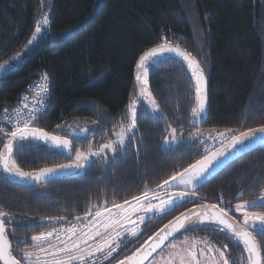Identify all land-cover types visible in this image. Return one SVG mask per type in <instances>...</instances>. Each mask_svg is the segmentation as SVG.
Returning <instances> with one entry per match:
<instances>
[{
    "label": "trees",
    "instance_id": "1",
    "mask_svg": "<svg viewBox=\"0 0 264 264\" xmlns=\"http://www.w3.org/2000/svg\"><path fill=\"white\" fill-rule=\"evenodd\" d=\"M41 10L42 0H0V63L23 54L21 64L0 78V113L15 108L27 87L47 73L51 107L35 126L64 136L71 126L92 133L73 141L68 155L34 142L39 146L16 155L19 167L37 170L68 162L77 151L115 144L116 133L130 123L133 102L136 128L116 145L115 154L108 149L80 175L38 186H19L0 176V210L12 218L6 230L18 259L33 246L32 236L52 227L50 218L75 222L89 209L93 218V205L103 211L154 189L201 159L206 144L221 140V149L230 132L218 133L264 126V0H54L51 35L26 47ZM162 36L191 52L209 79V114L200 127L191 122L190 72L176 58L161 57L150 69L158 111L139 98L136 63ZM172 128L177 137L182 133L179 143H165L172 140ZM194 133L199 135L193 138ZM243 182L248 196L264 188V147L195 190L202 201L225 206ZM147 239L136 240L134 250Z\"/></svg>",
    "mask_w": 264,
    "mask_h": 264
},
{
    "label": "snow or ice",
    "instance_id": "2",
    "mask_svg": "<svg viewBox=\"0 0 264 264\" xmlns=\"http://www.w3.org/2000/svg\"><path fill=\"white\" fill-rule=\"evenodd\" d=\"M49 26L50 21L47 13H45L37 20L26 47L33 45ZM171 54H175L187 62V66L195 80V106L191 110V121L195 123L197 120L203 119L207 114V81L204 69L195 56L186 49H182L179 45H174V42L169 41L166 37L162 36L160 44L152 47L139 57L137 69L140 74L137 75L136 79L140 81V98L149 97L152 111H158V105L155 99L152 98L151 91L147 88V77L150 69L160 61L161 57ZM22 58L23 54L18 53L14 57V62ZM14 62L12 64L8 62L0 63V73L7 72L9 68L14 66ZM42 80L43 83L36 85L34 88L39 93L37 98L29 101V97L24 96L20 107L11 109V111L5 108L3 116L0 117V120L11 126V130L6 127H0V133H3V137H0V145H2V150H0V169L21 179L52 182L59 177L61 172L82 169L87 162V156L85 153L77 151L74 162L44 167L36 173L23 171L17 164L16 155L23 154L29 148L38 147L39 145L34 143L37 141L52 144L69 151L72 150V142L65 136L53 135L35 126V121L38 120L39 116L43 115L51 107V105L44 103V100L50 98V79L47 73L43 75ZM29 103H31V107H29ZM130 116V123L127 128L122 127L121 132L116 133L117 141L115 144H105L100 151L95 153L89 150V155L99 156L104 149H111L113 154H115L117 151L116 145H123L126 133L136 128L137 112L135 102L132 104ZM85 131L87 130L85 129ZM229 132L230 134L226 136V133ZM176 133L177 130L172 128L170 133L172 140H166L165 143H179L182 139V133L180 137H177ZM197 135L199 133L191 134L193 138ZM218 135L221 137L226 136L228 148H222L219 151L206 149L203 159L185 168L182 172L173 174L170 180L164 181V185L169 187L182 186L185 191L176 193L166 200L160 199L158 204H153L151 201L157 199V197L153 196L150 199L149 191L146 190L141 197L133 198L136 201L135 204H129V202L125 201V204H129L128 208L113 202V206L117 209L116 212L108 209L102 211L98 206L93 205V207L97 208L93 220L88 219L89 215H93L91 209H89L83 219L76 217L77 223L69 222V226L63 228L62 231L53 228L52 231L47 233L32 236L30 242L33 244V249L23 250L20 259L13 254L14 250L6 231V221H10L12 218L9 213L0 210V262L2 264H97L96 253H101L104 259H108L120 247V242L117 238L123 234L120 230V226L123 223L132 224L131 228L124 230L130 236L138 235L137 225L135 221L131 220L132 214L145 212L148 214L149 219L155 218L157 215L169 214L175 208L181 207L187 202L189 199L186 195L187 192H191L194 196L196 187H203L209 181L212 170L221 163L222 157L226 158L229 149H237L238 146L246 148L249 143L256 140H260L264 144V126L247 129L246 131L226 130L225 133H218ZM5 138L7 140L6 143L4 142ZM131 138L130 136L127 137L128 140H131ZM75 174H78V172ZM240 195L242 198L243 193ZM144 201H147V204H144ZM228 203L231 202L229 201ZM255 208L264 209V192L255 200H243L242 203L235 205L234 211L242 214V218L239 221L229 217L228 213L233 211V209L226 210L216 204L200 205L196 209L189 210L187 214L177 216L174 221L165 225L144 251L137 250L132 255L126 256L127 264H144L153 253H157V249H161V252L157 253V257H160L163 252L161 246L164 245L169 237L181 230L185 232L194 231L196 228L206 224L222 226L220 227L221 232H226L229 238L241 242L244 253H246L244 257L246 264H264V241L257 240L254 235V233L264 235V211H250V209ZM104 212L108 213L107 216L104 215ZM96 218L99 219L97 220ZM138 220L143 223L145 215L138 216ZM97 223L100 224L103 231L96 226ZM24 225L29 230H35V227L28 224V222H24ZM38 226L36 225V227ZM109 230L114 235H105ZM97 237H100L99 241L96 240ZM49 238H54V240ZM89 241H93V243L89 244ZM17 242L29 243V241L19 240ZM168 247L171 251H169L166 258L161 260V264H228L224 251L227 249V244L224 245V250H221L212 245L206 238H192L189 240L185 237L180 244L175 241H169ZM213 252L219 258L218 260L209 255ZM38 253H45L46 255L42 257ZM198 255L203 259H198ZM125 259L120 260L119 264H125ZM152 264H157V261L154 259Z\"/></svg>",
    "mask_w": 264,
    "mask_h": 264
},
{
    "label": "flooded vegetation",
    "instance_id": "3",
    "mask_svg": "<svg viewBox=\"0 0 264 264\" xmlns=\"http://www.w3.org/2000/svg\"><path fill=\"white\" fill-rule=\"evenodd\" d=\"M82 127H86V126H79V127L71 126V127H69L67 136L71 137L72 141L76 142V141H78V139H82V138H84V137H86V136H88V135H90L92 133L91 130L88 127H86L88 129V133L85 136H83V137H75V136H72L70 134V130L72 128L79 129V128H82ZM132 133H133L132 130H130V135H132ZM115 139L117 141V137ZM212 141H213V139H211V142ZM105 144H109V142L103 143L100 146L99 149H101V147L103 145H105ZM107 150L108 149H104L103 152L101 153V155H103L105 152H107ZM251 152H253V151H251ZM101 155H99V156H101ZM241 158H239V159H241ZM239 159L235 160L234 162L238 161ZM73 160L74 159H72V160H70L68 162H71ZM68 162H65V163H68ZM234 162H232V163H234ZM168 180H170V179H168ZM161 186H163V187H161ZM247 187H248L247 184L246 183L244 184V182H243V183H241V185L238 186L237 189H233V191L231 192L232 196L229 199V201L231 203H228L229 201H227V202H225V204H226L225 206L224 205H220L218 203H215V204L219 205L220 207L225 208L226 210L233 209V211H230L229 213L231 215H233L237 220H240L242 218V214L241 213H237V212L234 211L235 205L239 204V203H242L243 200H255V199H257L258 196L261 195L262 192H264V188L262 187L261 191L255 192V194H252L253 196L252 195L248 196ZM148 191H149V198L150 199L153 196L157 197V199H154L151 202H157L158 201V203H159L160 199H165L166 200L170 196H173L176 193L185 191V189L182 186H180V187H175V186L174 187H169L167 185H164V182H162L159 186L155 187L154 189H149ZM241 193H243L242 198H241V195H240ZM142 194H140V195H138L136 197H141ZM186 195L189 198L187 200V202H185L183 206L175 208V210L170 212L169 214H166V215H163V216L157 215L155 218H152V219H149L148 216H147V219H146L145 223L143 224V228L138 233V235L134 236L129 241L124 240V242L117 249L116 253H113L112 256L109 257L108 259L97 261V264H114V263L124 259L126 256L130 255L131 253H133L136 250V249L134 250L135 243L137 242L136 240L142 238L145 235H148V238H149L154 232H156L158 229H160L164 224H166L168 221H170L172 218H174L176 215H178L179 213H181L182 211H184L188 207H191L193 205L200 204V203L204 202V201L201 200V197L198 196L196 190H195V195L194 196L192 195L191 192H187ZM133 201H135V200L132 198L131 200H129L127 202L131 203ZM143 203H147V201H144ZM212 203H214V202H212ZM122 205H128V204L123 203ZM113 208H115V207L114 206L110 207V208H108V210H112ZM250 211L260 212V211H264V210L261 209V208H255V209H250ZM84 216H85V214L81 217V219H83ZM60 218H63V219H60ZM89 218L93 219L94 217L93 218L89 217ZM50 220H52L51 221L52 227L43 229L41 232L37 233L36 235H39L40 233L48 232L50 230L52 231L53 228L58 230L62 226H68L69 222L70 223L77 222V220L75 222L74 221H70V220L66 219L64 216H57L55 219L50 218ZM156 224H157V226H155ZM148 227H153V229L155 230V231L153 230L154 232L152 234H150V235H149L150 232H147V233L145 232L144 233V230L146 228H148ZM254 235L256 236V239L259 240L261 235L257 234V233H254ZM185 237H187L189 240H191L192 238H196V239H205L206 238L207 241H209L212 245H214L216 248H219L221 250H224V245L227 244V249L224 250V251H225V259L228 260V264H233V262H235V264H246V261L244 259V257L246 256V253H244L242 243L239 242V241H236V240H233V239L229 238L228 234L226 232H221L220 231V227L219 226H206V227L198 228V229H196L194 231H189V232H187L185 234H182V235L176 237L175 239H173L172 241H175L177 244H180V243H182V241L184 240ZM169 251H171V249L168 247V245L165 246L163 248V252H162L161 256L157 257V255H156L155 257H153L149 261L148 264H152V261L154 259L157 261V264H161V260L163 258L167 257V254L169 253ZM209 255L212 256V257H215L217 260L219 259L218 257L215 256V252H213V253H211ZM115 258H116V260H115ZM198 259H203V258L198 255Z\"/></svg>",
    "mask_w": 264,
    "mask_h": 264
},
{
    "label": "water",
    "instance_id": "4",
    "mask_svg": "<svg viewBox=\"0 0 264 264\" xmlns=\"http://www.w3.org/2000/svg\"><path fill=\"white\" fill-rule=\"evenodd\" d=\"M174 45H176V44H174ZM180 46V45H179ZM182 49H185L183 46H180ZM148 50H150V49H148ZM147 50V51H148ZM187 50V49H186ZM188 51V50H187ZM146 52V51H145ZM189 52V51H188ZM191 53V52H190ZM144 54V53H143ZM142 54V55H143ZM192 54V53H191ZM193 55V54H192ZM194 56V55H193ZM163 57H172V58H176L181 64H183L188 70H189V72H190V75H191V71H190V69L188 68V66H187V62H185V61H183L180 57H178V56H176L175 54H171V55H165V56H163ZM197 59V58H196ZM198 60V59H197ZM199 61V60H198ZM138 62H139V59H138V61H137V63H136V67H135V73H134V82H135V86H136V90H137V92H138V95H139V98H140V93H139V88H140V81H138L137 79H136V77H137V75H139L140 73H139V71H138V69H137V64H138ZM200 65H201V63H200ZM201 67H202V65H201ZM204 75H205V77H206V81H207V83H206V88H207V114H206V116L203 118V119H201V120H197L195 123H193L192 121V124L193 125H199L200 126V124H201V122H203L204 120H206L207 119V117H208V114H209V107H210V94H209V79H208V77H207V75H206V73H205V71H204ZM191 78H192V82H193V87H194V91H195V80H194V78L192 77V75H191ZM147 79H148V85H147V88H148V90L149 91H151V86H150V75H148V77H147ZM151 93H152V91H151ZM152 98H154L155 99V102L157 103V100H156V98H155V96L153 95V93H152ZM141 99V98H140ZM143 102H149V97H147V96H144L143 97V99H141ZM194 106H195V102H194ZM259 127H261V126H259ZM255 128H258V127H255ZM85 129L87 130V131H85ZM252 129H254V128H252ZM46 131V130H45ZM48 132V131H47ZM50 134H53V135H61V134H54V133H51V132H49ZM88 133V129L86 128V127H82V128H79V129H75V128H72L71 130H70V134L72 135V136H75V137H83V136H85L86 134ZM221 133H225V132H221ZM1 135L3 136V133H1ZM62 136H64V135H62ZM217 137H221V136H219V135H217ZM65 138H67V139H69V140H71V142H72V149H73V147H74V143H73V141H72V138L71 137H69V136H65ZM7 142V140H6V138H5V143ZM37 142H39V143H41V144H44V145H46V146H48L49 148H52V149H54V150H57V151H60V152H62V153H64V154H66V155H68V154H70L71 152H72V150L71 151H69L68 149H64V148H58V147H56L55 145H52V144H47V143H45V142H42V141H37ZM264 147V144H262L261 142H260V140H256V141H254V142H251V143H249L248 144V146L246 147V148H240L239 146L237 147V149H229L228 150V152H227V154H226V158L225 157H222L221 158V163H219L213 170H212V172H211V178L209 179V181L210 180H212L214 177H216L219 173H221L225 168H227L232 162H234L235 160H237V159H239V158H241V157H243V156H245L246 154H248L249 152H251V151H254V150H256V149H259V148H263ZM222 148H228V142L222 147ZM221 148V149H222ZM220 149V150H221ZM2 150V149H1ZM101 149H95V150H92L91 152L92 153H95V152H98V151H100ZM103 152V151H102ZM102 152H100V155H101V153ZM14 153H15V149H14ZM85 155L87 156V162L84 164V167L82 168V169H79V170H76V169H72V170H70V171H68V172H61L60 174H59V177L57 178V179H55V180H59V179H64V178H69V177H72V176H77V175H80V174H82V173H84L91 165H92V162H93V160L97 157L96 155H89V152L88 153H85ZM74 160H75V158H74ZM74 160L73 161H71V162H68V163H72V162H74ZM68 163H63V164H68ZM53 166H55V165H53ZM53 166H48V167H53ZM41 169V168H40ZM2 170V169H1ZM23 170V169H22ZM23 171H26V170H23ZM39 171V169H37V170H31V171H26V172H33V173H36V172H38ZM78 172V174H75L74 175V173H77ZM2 174H3V177L6 179V180H8L9 182H11V183H13V184H16V185H19V186H38V185H42V184H45V183H48V182H36V181H33V180H26V179H21V178H19V177H16V176H13V175H11V174H8V173H5V172H3V170H2ZM54 181V180H53ZM212 204H215V203H212V202H203V203H200V204H196V205H193V206H191V207H188L187 209H185L184 211H182L181 213H179L178 215H176L174 218H172L170 221H168L166 224H164L160 229H158L155 233H153L141 246H139L134 252H136L137 250H139V251H144V249L146 248V247H148L152 242H153V240H154V238L156 237V234L157 233H159L160 232V230L161 229H163L164 228V226L165 225H167V224H169L170 222H172V221H174L175 220V218L177 217V216H180L181 214H187L188 212H189V210H191V209H196V208H198L200 205H212ZM217 205V204H216ZM228 215H229V217H231L232 219H235V220H237L233 215H231L230 213H228ZM237 221H239V220H237ZM206 226H216V225H214V224H206V225H202V226H200V227H198V228H202V227H206ZM219 227H222V226H219ZM198 228H196V229H198ZM7 231V230H6ZM187 232H189V231H187ZM187 232H185L184 230H181L180 232H178V233H175L172 237H169V239L168 240H166L165 241V243H164V245H162L161 246V248L163 249L165 246H167L168 244H169V241H172L173 239H175L176 237H178V236H180V235H182V234H185V233H187ZM8 234V233H7ZM8 238H9V235H8ZM9 241H10V238H9ZM10 243H11V241H10ZM159 252H161V249H157V253H159ZM157 253H153L152 254V256L151 257H149V259L147 260V261H145L144 262V264H148L149 263V261L153 258V257H155L156 255H157ZM13 254H14V252H13ZM15 255V254H14ZM130 255H132V253L130 254ZM129 256V255H128ZM126 258V257H125ZM124 258V259H125ZM0 264H2V262H0ZM114 264H119V261L118 262H116V263H114ZM125 264H127V261H126V259H125Z\"/></svg>",
    "mask_w": 264,
    "mask_h": 264
},
{
    "label": "rangeland",
    "instance_id": "5",
    "mask_svg": "<svg viewBox=\"0 0 264 264\" xmlns=\"http://www.w3.org/2000/svg\"><path fill=\"white\" fill-rule=\"evenodd\" d=\"M53 4H54V0H42V10H41V13L38 15V18H37V20L43 15V14H45V13H47V15H48V18H49V21H51V13H52V10H53ZM37 22V21H36ZM50 30V26L47 28V30H45V31H43V34L41 35V36H50L51 35V32L49 31ZM34 31V30H33ZM31 38V37H30ZM29 38V39H30ZM37 41V40H36ZM35 41V42H36ZM34 42V43H35ZM27 44H28V42H27ZM26 44V45H27ZM23 61V58L21 59V60H19V61H15L14 62V58L12 59V60H10V61H8V63H10V64H12L13 62H14V66L13 67H11V68H9L8 69V71L7 72H5V73H0V78L4 75V74H6V73H8V72H10V71H12V70H14L19 64H21V62ZM222 141L221 140H217L215 143H211V144H206L205 145V150L207 149V150H210V151H219L220 149L218 148L219 147V145H220V143H221ZM206 154V153H205ZM204 158V156L201 158V159H203ZM201 159H199V160H201ZM196 163V162H195ZM194 163V164H195ZM136 203V201H133V202H131V203H129V204H135ZM153 204H158V201L157 202H152ZM129 204L128 205H123L125 208H128V206H129ZM144 204H147V203H144ZM110 211H112V212H116L117 211V209L116 208H113L112 210H110ZM107 212H104V215L105 216H107ZM140 215H145V220H144V222L143 223H141L139 220H138V216H140ZM147 216H148V214H146L145 212H136V213H134V214H132V216H131V220L132 221H135V223H136V225H137V231H138V233L142 230V228H143V224L145 223V221H146V219H147ZM88 219L89 220H93V219H90L89 217H88ZM97 220L99 219V218H96ZM75 223H77V222H75ZM69 226V225H68ZM68 226H62L60 229H58V231H62L63 230V228H66V227H68ZM98 228H100V230L101 231H103V228L100 226V224L99 223H97V225H96ZM132 227V224L131 223H123L121 226H120V230H121V232L123 233L121 236H119L117 239H118V241L120 242V245L124 242V240H127V241H129L131 238H133L134 236H130V234L128 233V232H126V231H124L125 229H129V228H131ZM51 231V230H50ZM49 232V231H48ZM45 233H47V232H45ZM105 235H108V236H110V235H114L113 233H111V231L109 230V232L108 233H105ZM127 238V239H126ZM49 239H53L54 240V238H49ZM96 240L97 241H99L100 240V237H97L96 238ZM55 242V241H54ZM93 243V241H89V244H92ZM33 249V246H31L29 249H27V250H32ZM118 249V248H117ZM117 249H116V251H117ZM38 251V250H37ZM116 251L115 252H113V253H116ZM39 255H41L42 257L43 256H45L46 254L45 253H38ZM18 256H19V258H21V256H22V251H20L18 254H17ZM96 258H97V261H100V260H105L104 258H103V255L101 254V253H96Z\"/></svg>",
    "mask_w": 264,
    "mask_h": 264
},
{
    "label": "built area",
    "instance_id": "6",
    "mask_svg": "<svg viewBox=\"0 0 264 264\" xmlns=\"http://www.w3.org/2000/svg\"><path fill=\"white\" fill-rule=\"evenodd\" d=\"M42 77H43V76L37 78L34 82H32V83L27 87L26 91H24V92L22 93V95H21V98H20L19 104H18L15 108L21 106V103H22V100H23V97H24V96H28V97H29V101H31L32 99L38 97L39 93H38V91H35L34 88H35L36 85H40V84L43 83ZM51 90H52V83H51V80H50V85H49L50 97H51ZM44 103L50 105V98L44 100ZM29 107H31V103H29ZM13 109H14V108H13ZM9 110L11 111V109H9ZM3 113H4V112L0 113V117L3 116ZM40 116H41V115H40ZM40 116H39V117H40ZM0 127H6V128H9V130H11V126L8 125V124H6V123L3 122L2 120H0ZM0 134H1V133H0ZM1 175H3V174H2V170L0 169V176H1Z\"/></svg>",
    "mask_w": 264,
    "mask_h": 264
}]
</instances>
